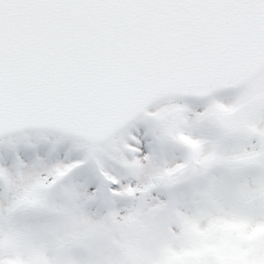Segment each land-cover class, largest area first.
Wrapping results in <instances>:
<instances>
[{
    "label": "snow or ice",
    "instance_id": "snow-or-ice-1",
    "mask_svg": "<svg viewBox=\"0 0 264 264\" xmlns=\"http://www.w3.org/2000/svg\"><path fill=\"white\" fill-rule=\"evenodd\" d=\"M0 264H264V0H0Z\"/></svg>",
    "mask_w": 264,
    "mask_h": 264
}]
</instances>
